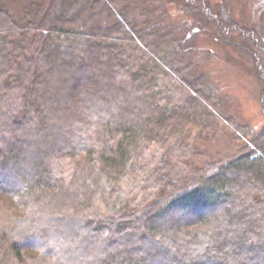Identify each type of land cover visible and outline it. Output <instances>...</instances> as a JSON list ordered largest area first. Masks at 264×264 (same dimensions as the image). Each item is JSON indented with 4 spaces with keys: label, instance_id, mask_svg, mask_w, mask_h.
<instances>
[{
    "label": "trees",
    "instance_id": "1",
    "mask_svg": "<svg viewBox=\"0 0 264 264\" xmlns=\"http://www.w3.org/2000/svg\"><path fill=\"white\" fill-rule=\"evenodd\" d=\"M9 1L0 0V264H59L60 244L90 251L74 264H264V125L256 134L223 111L164 0H25L19 12ZM179 1L252 56L264 112L260 29L225 4ZM217 122L247 143L196 165V133ZM77 182L70 202L65 187ZM43 204L51 223L39 219ZM12 207L35 211L12 220ZM33 221L41 235L27 231Z\"/></svg>",
    "mask_w": 264,
    "mask_h": 264
},
{
    "label": "rangeland",
    "instance_id": "2",
    "mask_svg": "<svg viewBox=\"0 0 264 264\" xmlns=\"http://www.w3.org/2000/svg\"><path fill=\"white\" fill-rule=\"evenodd\" d=\"M24 1L10 0L9 2L13 9L19 12L20 5ZM209 1L214 8L224 7L222 6L223 4L227 5L238 21L256 25L264 36V0ZM164 2L166 3L167 10L165 20L170 26L174 27L175 36L177 35L186 54L197 63L196 65L199 70L207 73L209 82L218 89L222 99L223 111L227 114H232L240 122L250 125L254 133H260L264 125V112L261 102L263 84L256 74L252 56L243 52L244 50L242 48L230 47L218 39L216 35L204 30L198 23L196 17L185 12L184 4H181L179 0H164ZM241 40L243 41L242 38ZM105 118L107 119L106 114ZM213 125L210 129L196 133L195 142L198 147V155L191 158L197 163L196 165L201 166L202 162L213 159L220 160L229 158L237 153L244 142L247 143L242 140H233L231 137L233 130L228 124L217 122ZM78 184L77 182L72 186L66 185L65 187V190L68 193L70 191V194L73 196L70 202L79 200V197H77L74 191ZM44 205H42V210L45 212L41 215L42 218L39 219L51 223L49 215L47 214L50 208H46ZM15 210H18V213L23 216L19 219L27 218L35 211L28 207L19 209L12 207V212L14 213L10 214V211L7 210L8 214L5 213L7 215L6 217L12 220L16 219L18 215L15 214ZM36 224L37 221H33L32 226L27 231H32V234L40 233L41 235L40 231L46 229V227L38 230L41 227L36 228ZM48 234L47 240L55 238V233H53L52 229L48 231ZM22 237L23 240L26 239V232ZM43 238L44 235L42 234ZM57 247L65 255L61 257L62 259L59 264H74L73 260L69 259L70 256H75L74 258L76 260H84L82 256L86 257L85 259L88 262L91 260L88 257L90 251H76L75 248L63 244L57 245Z\"/></svg>",
    "mask_w": 264,
    "mask_h": 264
}]
</instances>
